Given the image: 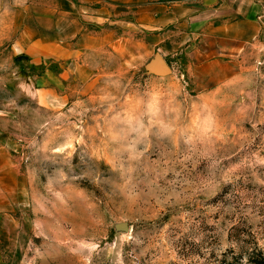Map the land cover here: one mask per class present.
Returning a JSON list of instances; mask_svg holds the SVG:
<instances>
[{
	"label": "rangeland",
	"instance_id": "obj_1",
	"mask_svg": "<svg viewBox=\"0 0 264 264\" xmlns=\"http://www.w3.org/2000/svg\"><path fill=\"white\" fill-rule=\"evenodd\" d=\"M75 2L0 0L1 264H264V33L219 83L135 41L83 65Z\"/></svg>",
	"mask_w": 264,
	"mask_h": 264
},
{
	"label": "crops",
	"instance_id": "obj_2",
	"mask_svg": "<svg viewBox=\"0 0 264 264\" xmlns=\"http://www.w3.org/2000/svg\"><path fill=\"white\" fill-rule=\"evenodd\" d=\"M74 6L86 15L74 43L83 65L102 64L97 60L108 52L126 59V45L135 41L164 57L196 60V73L219 83L243 71L246 54L258 55L264 33V0H76ZM5 197L0 179L2 221Z\"/></svg>",
	"mask_w": 264,
	"mask_h": 264
},
{
	"label": "clouds",
	"instance_id": "obj_3",
	"mask_svg": "<svg viewBox=\"0 0 264 264\" xmlns=\"http://www.w3.org/2000/svg\"><path fill=\"white\" fill-rule=\"evenodd\" d=\"M120 192L121 195L131 203L137 202L148 194L144 188H141L139 184L132 180L127 181L121 186Z\"/></svg>",
	"mask_w": 264,
	"mask_h": 264
},
{
	"label": "water",
	"instance_id": "obj_4",
	"mask_svg": "<svg viewBox=\"0 0 264 264\" xmlns=\"http://www.w3.org/2000/svg\"><path fill=\"white\" fill-rule=\"evenodd\" d=\"M149 67L152 70H156L161 75H168L172 72L171 66L162 56H157Z\"/></svg>",
	"mask_w": 264,
	"mask_h": 264
},
{
	"label": "built area",
	"instance_id": "obj_5",
	"mask_svg": "<svg viewBox=\"0 0 264 264\" xmlns=\"http://www.w3.org/2000/svg\"><path fill=\"white\" fill-rule=\"evenodd\" d=\"M262 18H264V15L262 16Z\"/></svg>",
	"mask_w": 264,
	"mask_h": 264
}]
</instances>
